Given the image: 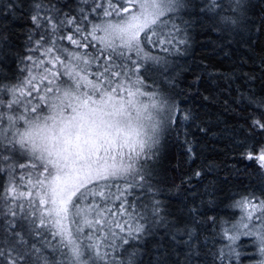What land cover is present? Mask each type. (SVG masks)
Returning <instances> with one entry per match:
<instances>
[{
    "label": "snow or ice",
    "instance_id": "1",
    "mask_svg": "<svg viewBox=\"0 0 264 264\" xmlns=\"http://www.w3.org/2000/svg\"><path fill=\"white\" fill-rule=\"evenodd\" d=\"M0 264H264V0H0Z\"/></svg>",
    "mask_w": 264,
    "mask_h": 264
},
{
    "label": "trees",
    "instance_id": "2",
    "mask_svg": "<svg viewBox=\"0 0 264 264\" xmlns=\"http://www.w3.org/2000/svg\"><path fill=\"white\" fill-rule=\"evenodd\" d=\"M18 39H21V40H22V37H18ZM197 40L200 42V44L197 45L195 51H196L197 54H200V53H202V52L205 50L204 48L201 47V45H202V44H206V42H207V38H205V37H201V36H197ZM245 243H248V241L245 240ZM247 251H248V252H251L252 249L249 248V249H247ZM258 258H259L258 256H253V257H252V259H258Z\"/></svg>",
    "mask_w": 264,
    "mask_h": 264
}]
</instances>
